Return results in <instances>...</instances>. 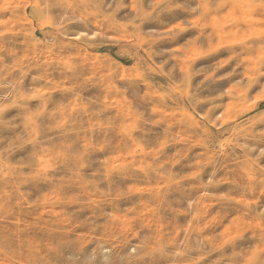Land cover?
I'll list each match as a JSON object with an SVG mask.
<instances>
[{"label":"clouds","instance_id":"1","mask_svg":"<svg viewBox=\"0 0 264 264\" xmlns=\"http://www.w3.org/2000/svg\"><path fill=\"white\" fill-rule=\"evenodd\" d=\"M0 264H264V0H0Z\"/></svg>","mask_w":264,"mask_h":264}]
</instances>
